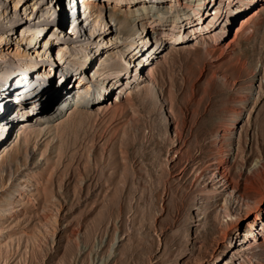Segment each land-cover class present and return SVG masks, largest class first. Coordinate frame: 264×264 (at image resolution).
<instances>
[{"label":"rangeland","instance_id":"rangeland-1","mask_svg":"<svg viewBox=\"0 0 264 264\" xmlns=\"http://www.w3.org/2000/svg\"><path fill=\"white\" fill-rule=\"evenodd\" d=\"M3 1L0 93L21 97L28 116L4 123L0 97L11 125L0 128V264H264V231L248 244L236 232L237 217L258 216L246 204L260 195L249 175L264 165V6L224 46L184 16L203 0H72L80 33L56 0ZM206 1L209 22L231 9ZM175 22L182 39H161L133 79L141 43ZM39 25L48 43L29 45ZM68 69L78 74L67 82ZM103 71H123L122 104ZM36 77L50 87L21 83ZM75 109L92 116L61 147L60 123Z\"/></svg>","mask_w":264,"mask_h":264},{"label":"bare ground","instance_id":"bare-ground-1","mask_svg":"<svg viewBox=\"0 0 264 264\" xmlns=\"http://www.w3.org/2000/svg\"><path fill=\"white\" fill-rule=\"evenodd\" d=\"M52 1H55V0H52ZM84 1L89 3L88 1H90V0H84ZM98 1L99 0H91L90 6L96 4ZM107 1L110 2L113 0H107ZM213 1L214 0L211 1V4H213ZM2 2L4 3L5 1L1 0L0 5H2ZM20 2H21V0L15 1V8L18 7V4ZM27 2L28 1H25L23 5H26ZM65 2L66 1H64V0H56L55 1V7H58V9L61 12V18H62L63 25H66V23H68L69 16L71 15L70 13H72V17L74 16V18H75V20H73L71 22L72 27L75 30L78 29L79 33H80L82 26H80L81 24L78 21L76 22V20H77L76 12L78 11V9L75 8L74 1L69 0V2L68 1L66 2L67 4ZM177 3L181 4L178 0H177ZM226 3L228 6L231 7V9L225 10V12L223 11L224 13L221 12V10L218 8L214 9V16L212 17L211 22L208 21L207 12L206 11H205L206 13L202 12L203 8H208L209 1L203 0L199 7H195V5L193 6V5H188V4L186 5L185 4L183 6L184 16L188 20V22H189L188 24L191 26V29H193L192 31H194L196 29V31H198V32L211 33L215 39H218V41L221 45H224V46L228 45L232 41V38L230 37V32H235L237 27L239 25H241L244 22V20L248 17V15L250 13H252L255 9H258V8H261L264 6V0H228V1H226ZM44 4H46V3H44ZM68 5H69V7H68ZM3 8H4L3 10L6 11L5 5L3 6ZM14 13L18 14L16 12V10ZM221 18H223V20L228 23V25H226V27L224 29L218 28L215 25L221 21L220 20ZM18 21H20V19ZM196 21H197V23H196ZM224 21H223V23H224ZM179 24H182V22ZM179 24H177L175 22L174 25L172 24L170 26H167L165 29L156 28V31L152 34V36L150 38H148V40H145L144 42L141 43L143 45V48H145V51L142 52V50H140V52H137V54L143 53V58H145L146 61L145 62H142V61L139 62V68H137L136 71L133 73V76H132L133 79H136V77L138 75H140L139 71H141V70H139V69H141V67H143V65L144 66L146 64L147 65L148 64L153 65V62H154L153 59L157 57L156 50L157 51L160 50L159 47H161L162 45L160 46L159 44L162 43L161 42L162 40H164L166 37L172 41H175V42L182 39V36H183L182 32L181 31L179 32V30H178L179 28H181ZM44 26L45 25H39L36 29H34L35 35L37 36V38L39 37V39H36V38L34 39V38L29 36V38H28L29 45H31L33 40H35V42L37 40H41L43 42L44 46L47 45V43H48V40H46L47 36L43 37L44 32L46 30V28H44ZM183 26H185V25H183ZM1 27L2 26L0 23V29H1ZM80 27H81V29H80ZM11 30H13V29H11ZM3 37H4V35H3ZM41 37H43V38H41ZM2 40H5V38L0 37V44L3 43ZM10 43H11L10 40L8 42H6V44H8V45ZM152 44H155L156 46L152 48ZM131 46H133V45L131 44ZM111 61L117 67V61L115 60L114 57L111 59ZM65 73H67V75H66L67 82L71 79V76H77V74H78V73H76V75H75V73L70 71L69 69L67 71H65ZM110 73L111 72H109V71H103V72L99 73L101 75V78H103L105 82L106 81L109 82L107 87L104 89L107 92H110L109 93L110 95H113V96L116 95V97H117L116 100L119 102V104H122L123 98L121 96V93H122V85H124L123 84L124 81H121L122 78L120 77V75L123 74V71H117L116 74H110ZM30 75H31V73H30ZM8 77H9V75L3 74L0 78L6 79ZM28 81H30V83H32V82L35 83V85H39L42 91H44V90H46V88L50 87L49 82H46V81H44L38 77H36V80H32V79L31 80L28 79L26 81L22 80L21 83L26 84ZM110 84H111V86H110ZM78 88H80V87L78 86ZM108 89H110V90H108ZM0 97H3L1 102L7 103V105L2 104V107L4 105L6 108L10 106L8 113L1 118V120L2 119L7 120V121H3L4 123L13 122V119L15 120V117H16L15 115L17 113H20V112L24 113V111H25V113H27V116H28V112H26V109L23 106H21L22 108H20V106L19 107L16 106V104L24 103V101L22 100L21 97L14 98V97H12V94L10 92L9 93L8 92L0 93ZM41 98L44 101L48 100L49 102H51V105H49V107H48V109H50V107H52V105H54V103H56L58 101V92L57 93L56 92L52 93L50 91L45 92ZM16 101H18V102L16 103ZM109 106H112V105H109ZM99 108L101 110H104L103 105H100ZM89 116H92L91 112L75 109L71 114V119H69L68 121H63L62 123H60L59 135H60L61 147L66 145V142L68 140V133L70 131L79 132V130L83 127V123L87 120V118ZM10 126L11 125L6 127L5 124L2 125L0 122V128L5 127V128L9 129ZM59 157L62 158V156H59ZM218 166H219V168L217 171L219 173V176L223 177V179H224L226 166L224 163H220V164H218ZM253 174H257L258 177L253 176L252 173H251V175H249V180L251 183L250 188L253 190H257L260 195H259V198L257 200L249 201L246 205H247V208L249 209V211H247V213H249L250 210L256 211L258 216H257L255 222H252L251 219L249 218V216H247L246 218H243V217H237L236 218V220L238 222V224L236 226V232L238 233L240 241H243L244 244H248V243H252V242H259L260 240L258 239V235H260L264 231L263 227L259 226L262 223L264 224L262 217L260 218V214H262L264 217V189L261 190L255 186H253L255 181H257L259 185H260V183L262 184V182L264 181V165H260L257 169H255ZM224 182L228 183L227 180H225ZM261 188H262V186H261ZM8 214H9V216H12V215H15V212H8ZM50 216H52L51 212H50ZM50 216H49V213L43 214L42 220H40V224L43 225V223H49L50 219H51ZM244 221L247 222V228H246V230L244 229L245 231H242V228L244 227L243 226Z\"/></svg>","mask_w":264,"mask_h":264},{"label":"trees","instance_id":"trees-1","mask_svg":"<svg viewBox=\"0 0 264 264\" xmlns=\"http://www.w3.org/2000/svg\"><path fill=\"white\" fill-rule=\"evenodd\" d=\"M77 1V0H76Z\"/></svg>","mask_w":264,"mask_h":264}]
</instances>
